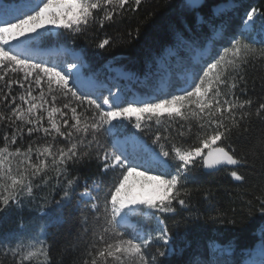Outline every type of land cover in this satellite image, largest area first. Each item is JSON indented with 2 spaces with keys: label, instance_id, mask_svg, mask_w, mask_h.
Masks as SVG:
<instances>
[{
  "label": "snow or ice",
  "instance_id": "1",
  "mask_svg": "<svg viewBox=\"0 0 264 264\" xmlns=\"http://www.w3.org/2000/svg\"><path fill=\"white\" fill-rule=\"evenodd\" d=\"M240 2L181 0V12L169 26L174 63L162 86L146 75L148 87L137 99L119 84L94 83L95 74H85L90 65L83 50L65 48L57 61L34 49L53 29L73 36L103 30L143 0H28L26 9L5 8L0 0V213L54 180L61 189L58 214L45 206L39 212L57 224L65 207L82 210L88 239L79 264H165L182 256L190 242L177 247L165 217L191 207L193 192L200 191L190 187L194 169H224L233 180L245 181L239 169L247 154L238 155V144L248 140L253 118L264 125V77L257 92L248 75L249 68L264 65V12L250 8L233 28L229 13ZM112 44L106 37L96 47ZM128 125L148 134L155 147L130 151L131 138H116V130ZM93 160L107 179L80 178L79 168ZM132 177H142L139 193L132 191ZM203 196L211 202L210 190ZM255 200L264 216V193ZM225 217L217 212L209 222L234 223ZM137 218L153 227L134 224ZM48 226L40 225L28 242L0 239V264H51ZM153 242L161 245L154 254ZM208 247L215 255L227 246L213 240ZM177 264L219 261L195 255Z\"/></svg>",
  "mask_w": 264,
  "mask_h": 264
},
{
  "label": "trees",
  "instance_id": "2",
  "mask_svg": "<svg viewBox=\"0 0 264 264\" xmlns=\"http://www.w3.org/2000/svg\"><path fill=\"white\" fill-rule=\"evenodd\" d=\"M7 2H19L21 0H3ZM238 15L230 20L233 28H237L240 18L252 7L264 12V0L241 1ZM181 12V0H143L142 5L133 13L114 25L106 26L103 30L92 29L87 34L73 36L69 32L62 33L58 40H52L49 46L63 45L77 50H83L92 74L105 71L108 65L118 66L125 71L138 76H145L155 66L156 60L164 52L171 48L169 26L177 20ZM139 29L138 36L136 30ZM129 32L132 35L129 36ZM111 37L113 44L105 49H98L96 45L100 40ZM119 58L113 63V58ZM248 75L254 78L257 84V92L260 91V78L264 77V65L249 68ZM114 81L116 77L109 76ZM127 123V122H124ZM121 134L133 135L138 133L147 143L152 144L151 137L145 133H139L130 125L118 129ZM264 125L253 118L252 132L246 142L238 144V155L247 154V164L239 171L245 176V181L233 180L227 170L207 173L202 168H195L194 183L192 188H199V192H193L191 207L183 210L179 215L167 214L165 223L173 236L177 247L184 246L185 240L190 242L182 256H172L165 264H177L185 262L195 255L203 259L211 258L219 261V264H242L248 251L261 249L264 241V216L257 211L258 202L256 196L264 193ZM54 175V172H50ZM81 179H107L100 174L98 162L93 160L79 168ZM204 190L212 193L211 202L204 199ZM80 191V189H77ZM33 196H25L22 207L12 206L0 213V239H11L15 243V236L27 238L32 235L20 230L25 224L37 228L41 223L49 224L46 243L49 245L51 264H79L83 253L84 244L88 236L82 232L80 219L82 210L74 205L63 210V223L52 224L48 217L41 216L39 208L45 206L53 214L57 213L55 201L60 199L61 189L55 181L40 189L33 190ZM252 201V206H247V201ZM217 212L226 213L225 222L213 224L209 222L210 216ZM134 222L146 228H152V223H145L144 218H137ZM36 228V227H35ZM35 233V232H34ZM37 233V232H36ZM35 233V234H36ZM186 233V235H185ZM216 241L218 245L227 246L224 251H217L215 255L209 250V241ZM161 247L159 242L150 245L149 252L155 253ZM231 250V255L227 251ZM43 260V257L40 258ZM5 264H11L5 261Z\"/></svg>",
  "mask_w": 264,
  "mask_h": 264
},
{
  "label": "rangeland",
  "instance_id": "3",
  "mask_svg": "<svg viewBox=\"0 0 264 264\" xmlns=\"http://www.w3.org/2000/svg\"><path fill=\"white\" fill-rule=\"evenodd\" d=\"M241 1L245 2V0H241ZM20 6H22V5H20ZM26 6H27V4L23 5L22 8H25ZM239 6L240 5L238 4L235 7V9L232 10L229 13L230 20L234 19V17H236L238 15V12H239L238 11V7ZM6 8L13 9V7H6ZM243 16L240 18V22H242ZM257 23L259 24V21H257ZM14 31H16V30H14ZM65 32H67V31H65L63 29H53L52 34L45 36L42 41H40V40L37 41V46L36 47L44 48V46L47 43H49L51 40H58V36L60 34H62V33H65ZM57 33H59V34L57 35ZM65 48H67V47H52V48H49L48 50L51 51L50 56H52V60H57V61L61 60L63 58L62 57V52L64 51ZM170 55H174V52H173L172 48L169 49L168 51H166L164 56L157 61L156 66L153 68L151 74L149 75V79L151 80L153 85L160 84L161 81L159 79H157V77L165 76L166 73H167L168 67L170 65H173L174 60L172 59V61H171ZM127 73L128 72H125L124 70H122V69H120L118 67H111V68L108 67L105 71H102L101 73L95 75L96 77H95L94 83L101 82V83H104L106 85L119 84V86L125 91V93L127 95H129V92L132 95H133V93H136V90L131 88L129 85L131 83H137L139 88H141V91L145 92L146 88L148 87L146 82H145V80L140 82V81H138V78L135 77L133 74L131 76H129V75H127ZM85 74L91 76L92 70L89 67L86 68L85 69ZM109 74L116 76V79L114 80V82L109 80L110 79V78H108ZM128 78H130L131 82H129L128 87L124 88L122 86L121 82H122L123 79H128ZM118 79L121 80V82L118 81ZM113 90H115V89H113ZM132 98L139 99V97L137 95L136 96L134 95ZM132 141H133V139L132 140L129 139V142H132ZM131 147H132V149H136L138 151V149L141 150L143 148H149V147H154V146H151V145L147 144L145 142V140H143V139H141L139 137V144L138 145H133ZM141 180H142V177H132V178H130L129 184L132 186V191L133 192H135V193H139L140 192V181ZM21 207H22V204H21ZM41 216H43V215H41ZM22 223H23L22 224L23 228L20 227L21 228L20 230H24V232L29 233L32 236L35 235V233L39 231V229L37 228V224L36 223L33 224L36 228L35 227H31V226L25 224L24 222H22ZM133 223H134V221H133ZM42 224L43 223H41L40 225H42ZM18 238H22V237L15 236V238H14L15 241ZM44 239H45V237H44ZM27 242H28V240H27ZM248 255H249L248 258L253 256V258L255 257L254 258L255 260L251 258V259L247 260L246 262H243L242 264H261V261L264 260V255H262V252L261 253H256V252L252 251ZM259 258H261V259L259 260Z\"/></svg>",
  "mask_w": 264,
  "mask_h": 264
},
{
  "label": "water",
  "instance_id": "4",
  "mask_svg": "<svg viewBox=\"0 0 264 264\" xmlns=\"http://www.w3.org/2000/svg\"><path fill=\"white\" fill-rule=\"evenodd\" d=\"M221 170H222V169H221ZM204 171L207 172V173H214V172H217V171H211V172H210V171L205 170V169H204ZM219 171H220V170H219Z\"/></svg>",
  "mask_w": 264,
  "mask_h": 264
},
{
  "label": "bare ground",
  "instance_id": "5",
  "mask_svg": "<svg viewBox=\"0 0 264 264\" xmlns=\"http://www.w3.org/2000/svg\"><path fill=\"white\" fill-rule=\"evenodd\" d=\"M172 55H170V57H171Z\"/></svg>",
  "mask_w": 264,
  "mask_h": 264
}]
</instances>
